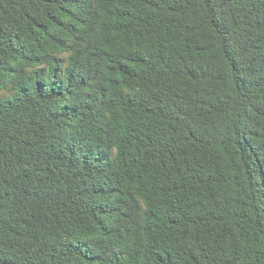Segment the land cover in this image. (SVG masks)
Masks as SVG:
<instances>
[{"label": "trees", "instance_id": "1", "mask_svg": "<svg viewBox=\"0 0 264 264\" xmlns=\"http://www.w3.org/2000/svg\"><path fill=\"white\" fill-rule=\"evenodd\" d=\"M0 264H264V0H0Z\"/></svg>", "mask_w": 264, "mask_h": 264}]
</instances>
